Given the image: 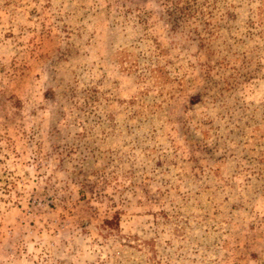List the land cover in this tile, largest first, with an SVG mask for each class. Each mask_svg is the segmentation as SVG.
Returning <instances> with one entry per match:
<instances>
[{"label":"rangeland","instance_id":"1","mask_svg":"<svg viewBox=\"0 0 264 264\" xmlns=\"http://www.w3.org/2000/svg\"><path fill=\"white\" fill-rule=\"evenodd\" d=\"M0 264H264V0H0Z\"/></svg>","mask_w":264,"mask_h":264},{"label":"trees","instance_id":"2","mask_svg":"<svg viewBox=\"0 0 264 264\" xmlns=\"http://www.w3.org/2000/svg\"><path fill=\"white\" fill-rule=\"evenodd\" d=\"M118 56V61L120 63V65L122 66V68L129 70L132 68V66H134L130 60H126V54L123 50L118 51L117 53ZM128 63V65H126Z\"/></svg>","mask_w":264,"mask_h":264}]
</instances>
